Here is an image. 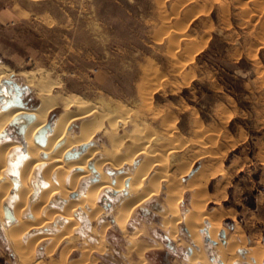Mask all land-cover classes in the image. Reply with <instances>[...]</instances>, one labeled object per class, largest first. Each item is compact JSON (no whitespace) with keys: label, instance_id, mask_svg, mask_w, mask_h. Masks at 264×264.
<instances>
[{"label":"rangeland","instance_id":"obj_1","mask_svg":"<svg viewBox=\"0 0 264 264\" xmlns=\"http://www.w3.org/2000/svg\"><path fill=\"white\" fill-rule=\"evenodd\" d=\"M0 62L13 70L8 81L20 86L26 104H39L26 72L61 82L56 90L66 94L134 111L147 98L159 115L148 122L151 133L169 142L160 125L165 117L175 127L174 144L183 146L169 158L168 170L181 164L182 184L201 187L203 200L197 203L208 213L227 212L222 244L225 231L246 241L233 264H249L248 249L264 248V0H0ZM8 130L20 137L15 123ZM166 190L163 185L161 194L135 209L125 231L114 222L119 199L102 193L106 217L100 223L111 226L101 246L83 216L74 243L47 252L44 242L33 257L23 258L0 221V264H188V230L180 224L178 242H172L161 228ZM193 197L191 188L184 190L182 215ZM208 225L205 220L200 229L205 264H223L214 252L217 243L206 234ZM136 232L143 256L129 240ZM65 246L72 247L63 256Z\"/></svg>","mask_w":264,"mask_h":264},{"label":"bare ground","instance_id":"obj_2","mask_svg":"<svg viewBox=\"0 0 264 264\" xmlns=\"http://www.w3.org/2000/svg\"><path fill=\"white\" fill-rule=\"evenodd\" d=\"M35 74L26 72L23 76L27 86L34 88L37 106L23 102L20 86L8 81L13 70L0 62V221L10 246L20 256L33 257L35 248L44 242L48 243L47 252L64 241L72 243L79 234L83 216L90 224L88 233L99 236L101 246L111 226L110 221L100 223L106 217L100 205L102 193L119 199L113 208L114 222L125 231L135 209L161 194L165 185L164 203L158 213L161 228L172 242L178 240L180 224L188 230V264L207 262L205 234L200 233L205 220L209 222L206 234L217 243L216 256L223 264H233L238 258L236 250H245L246 241H236L227 231L226 244L219 240V234H224L222 219L227 212L220 208L208 213L204 204L197 203L203 200L201 187L182 184L177 177L181 164H169L168 170L169 158H174L178 148L183 147L174 144L175 127L170 120L161 118L160 125L169 140L161 143L157 132L151 133L148 126L159 115L147 98H142L140 109L134 111L122 103L66 94L56 90L61 82H52L47 76L37 80ZM143 91L140 89L139 95ZM13 123L18 127V139L8 130ZM190 169L189 164L181 174ZM187 188L194 191V197L188 212L182 215L180 202ZM126 191L129 194L121 198ZM6 207L14 220L6 218ZM54 230L59 232L52 233ZM138 234L134 233L129 240L143 256L145 248L140 246ZM71 247L65 246L63 256L69 254ZM263 255L264 248L256 244L248 249L246 259L249 264H261Z\"/></svg>","mask_w":264,"mask_h":264},{"label":"water","instance_id":"obj_3","mask_svg":"<svg viewBox=\"0 0 264 264\" xmlns=\"http://www.w3.org/2000/svg\"><path fill=\"white\" fill-rule=\"evenodd\" d=\"M5 211H6V215H5L6 218L10 219V220H14V216H13L11 210L8 207L5 208ZM168 246L172 247V245L170 243L168 244Z\"/></svg>","mask_w":264,"mask_h":264}]
</instances>
